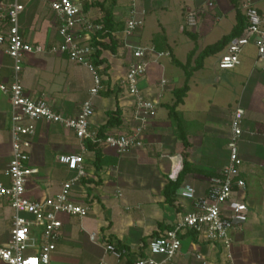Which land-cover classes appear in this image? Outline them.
Here are the masks:
<instances>
[{
  "label": "crops",
  "instance_id": "1",
  "mask_svg": "<svg viewBox=\"0 0 264 264\" xmlns=\"http://www.w3.org/2000/svg\"><path fill=\"white\" fill-rule=\"evenodd\" d=\"M9 1L0 0L1 37L6 36L4 9ZM51 1L20 0L25 10L18 24L25 42L44 47L59 42ZM108 1L79 0L84 17L100 26L98 31L102 29L103 12L96 3L111 4L113 26L118 27L110 32L114 52L100 50L103 64L97 69L106 71L101 75L103 90L93 99L94 115L89 126L104 136L128 134L136 126L134 99L123 84L134 47L154 50L145 59L147 70L139 89L155 104V115L147 120L142 146L123 156L106 147L96 153L86 149L85 142L59 125H35L34 135L27 139L28 166L37 171L26 185L28 199L52 197L63 182L74 178V172L57 163L60 155L81 153L86 172L85 178L74 183L72 200L88 206L89 213L83 219L61 217L63 225L51 264H116L104 252L106 243L124 250L128 263L146 256L148 241L171 230L192 210V202L180 198L179 190L190 186L197 198L204 196L210 180L227 164L229 123L237 107L245 113L239 143L244 188L235 192L225 209L231 203H243L248 213L240 230L230 233L232 259L226 258L219 245L201 242L194 233L183 232L180 252L171 264H203L196 255L205 264H264V71L253 45L243 49L240 64L232 70L217 68L220 53L206 58L202 68L191 73L188 91L175 108L174 120L169 114L175 103L174 92L185 82L184 71L176 63L183 66L189 62L188 69L194 68L207 46L230 33L236 24L235 8L244 18L241 5L245 0H138L139 10L145 12L144 24L130 36L125 34V21L131 0ZM249 2L264 15V0ZM84 4L88 6L86 11ZM188 11L197 13L194 26L187 24ZM98 31L90 35L91 42L95 38V42L109 45L108 38L96 36ZM5 49L0 44V83L10 79L12 62ZM20 78L27 97L45 99L54 111L68 118L77 116L93 85L88 71L63 55H27ZM109 112L116 126H106ZM9 129V101L0 92V171L10 161ZM182 139L188 144L186 149ZM184 162L190 168L174 203L169 205L162 191L169 180L175 181ZM11 216L7 202L0 199V245L9 239Z\"/></svg>",
  "mask_w": 264,
  "mask_h": 264
},
{
  "label": "built area",
  "instance_id": "2",
  "mask_svg": "<svg viewBox=\"0 0 264 264\" xmlns=\"http://www.w3.org/2000/svg\"><path fill=\"white\" fill-rule=\"evenodd\" d=\"M137 1L131 0L128 9L125 21L127 36L142 29L144 24L145 12L139 10ZM49 6L56 21L59 38L57 44L49 47L32 45L23 40L18 21L25 7L20 0H10L4 9L7 31L5 37L0 36V44L5 45V54L12 65L9 82L0 83V92L7 96L10 106L11 156L7 167L0 171V199L7 202L12 216L9 239L6 244L0 245V264H51L63 225L61 217L83 219L89 213L88 206H81L72 200L74 183L86 177L81 153L60 155L56 158L60 166L74 172L75 176L63 182L54 196L40 201L27 198L28 179L37 173L36 169L28 166L27 139L34 135L37 123L59 125L72 132L80 142L98 143L112 149L118 156H123L142 146L147 120L155 115V104L144 98L139 89L140 79L147 70L145 59L147 55L154 54V50L134 47L131 49L133 61L127 68L123 84L127 94L134 99L133 119L136 126L128 134L106 135L104 139L98 137V132L90 128L89 120L94 115L93 99L103 90V85L99 70L91 62L96 47L93 46L90 35H94L100 26L91 24L84 17L79 0H53ZM241 9L247 27L240 37L226 46L218 58L217 68L232 70L237 67L243 49L252 44L257 54V62L264 71V15L261 16L249 0L242 3ZM186 15L187 24L194 26L197 13L188 11ZM43 54L66 56L90 74L93 85L76 117H64L54 111L45 99H31L24 94L20 78L23 61L27 55ZM244 116V110L240 107L232 112L227 142L228 161L219 175L210 180L206 194L197 198L190 186L179 190L180 198L192 202V210L183 215L171 230L150 239L147 243L148 254L144 257L128 263L121 250L112 243H106L104 252L116 264H171L181 249L180 235L188 231L193 232L201 242L219 245L225 250L226 258L229 261L232 259L229 253L230 233L240 230L247 222L248 213L247 206L243 203H231L225 209L235 192L244 188V182L240 178L242 161L239 156ZM156 257L161 260L157 261ZM195 258L205 264L199 255Z\"/></svg>",
  "mask_w": 264,
  "mask_h": 264
},
{
  "label": "trees",
  "instance_id": "3",
  "mask_svg": "<svg viewBox=\"0 0 264 264\" xmlns=\"http://www.w3.org/2000/svg\"><path fill=\"white\" fill-rule=\"evenodd\" d=\"M109 3H112V1H108ZM111 4H106L105 2L103 3H96L97 7H100V9L103 12V19H102V29L101 31H98L96 33V36H99L102 39L108 38L109 39V45H104L103 43H98L95 42V38H93V46L96 47L95 52L92 54L91 57V62L92 64L98 68L100 65L103 64V60L100 59V50L101 49H110L111 51L114 52V39L111 37L110 32L112 31V29L117 30V28H115L113 26V20H112V16H111ZM88 9V6L86 4L83 5V11H86ZM235 19H236V24L233 26V28L231 29L230 33L226 36H223L219 41H217L216 43H214L213 45L207 46L198 56V60L196 59V63H195V67L194 68H189V62H187L185 65H180L178 63H176V65L180 68L183 69L184 71V75H185V82L184 85L181 89H178L174 92V97H175V103L173 104L172 107H170L169 109V114L171 115L172 119L174 120L175 118V108L182 103L184 96L186 95L187 91H188V81L190 79L191 73L193 71H196L198 69H201L203 66V61L210 57L213 56L215 54L218 53H223L226 46L231 43L232 41H234L236 38L240 37L244 31V29L247 27V22L245 17L243 18V16L241 15L240 9L239 8H235ZM98 48V49H97ZM104 71H106V68L103 69L102 72H99L100 75L104 74ZM107 123L106 126L109 127H113L116 126L113 122V116L109 113H107ZM102 131H98V137L101 139H104V135H102L101 133ZM183 142V146L186 149L188 144L186 142L185 139H182ZM85 147L86 149H90V150H95V153L97 150H99L102 146H100L98 143L92 144L90 142H85ZM188 168H190L189 165H187L185 162L183 163V169L182 171L179 173L178 177L175 179V181H171L169 180L168 183L165 185L163 191H162V195L165 199V202L169 205H172L175 201L176 198V193L179 190V187L182 183L183 177L185 176V174L188 171ZM191 232V231H188ZM193 233V232H191ZM156 238V237H155ZM123 253H125V251L123 250ZM125 256V254H124ZM143 257V255H142Z\"/></svg>",
  "mask_w": 264,
  "mask_h": 264
},
{
  "label": "rangeland",
  "instance_id": "4",
  "mask_svg": "<svg viewBox=\"0 0 264 264\" xmlns=\"http://www.w3.org/2000/svg\"><path fill=\"white\" fill-rule=\"evenodd\" d=\"M222 31H225V30H222ZM212 40V42L214 41L213 39H211ZM210 42V41H209ZM8 233H9V229H8ZM37 238H38V236H37Z\"/></svg>",
  "mask_w": 264,
  "mask_h": 264
}]
</instances>
